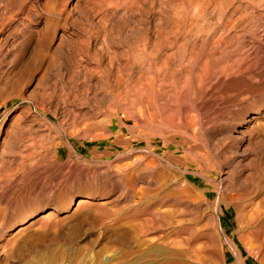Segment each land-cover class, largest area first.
I'll list each match as a JSON object with an SVG mask.
<instances>
[{
    "label": "bare ground",
    "instance_id": "6f19581e",
    "mask_svg": "<svg viewBox=\"0 0 264 264\" xmlns=\"http://www.w3.org/2000/svg\"><path fill=\"white\" fill-rule=\"evenodd\" d=\"M188 2V8H183V16L174 18V73L167 72L165 62L156 67L154 57L148 61L151 52L143 48L131 64H123L113 75L115 88H111L109 72L105 71L102 76L107 81L104 82L107 93L93 94L95 99L104 101L128 99L133 105L137 101L123 112L126 119L134 122V126L150 124L174 131L172 187L166 193H157L156 187L171 180L170 172L166 170L170 168L164 166L165 170L156 175L151 166L138 163L139 159H136L135 167L115 171L110 177L114 181L112 184L105 174H100V178L93 172L85 174L83 185H73L87 186L86 193L72 194L66 206L54 204L46 207L49 198L60 197V192L64 190L50 184L47 179L49 171L59 169L60 163L50 147L52 141L41 144L45 140L42 132L50 127L44 124L49 123V118L43 113V117L31 113L26 107L13 116L0 136V191L7 188L12 192L14 189L7 207L0 206V215L9 211L10 227L5 229L0 223V243L8 251H11L15 237L27 225H48L55 220L58 212L76 210L77 214L81 207L97 203L95 201L100 198L97 192L104 198L111 191L109 188L123 185L125 180L130 200L139 194L140 203H129L131 212L127 225L111 230L110 237L117 244L128 246L123 253L126 264H139V260L160 255L166 249L168 239H172L174 252L170 251L165 258L174 261V264H247L236 238L249 252L257 255L260 264H264V186L257 188L255 193H248L255 183L249 174L244 176L243 172L250 163L264 162V133L260 132L259 123L264 119V91L259 92L264 76V0ZM45 4L65 13L75 6L76 0H45ZM155 20L153 34L155 39H159L164 34L157 22L161 21L160 14ZM61 25L59 31L56 23L46 21L44 31L37 39L32 63L37 61L39 53H48L56 39L58 46L50 56V63L58 62L61 45L73 29L67 21ZM31 37L32 34L23 41L14 62L0 72V81L11 82L17 88L19 80L25 77L22 74L26 70H17V66L27 51ZM159 40L154 41L152 54ZM81 48L84 50V46ZM167 77L174 79L173 85H164ZM132 84L136 87L133 95L128 93ZM20 89H16L17 97H21ZM82 91L86 92L87 87H83ZM45 98L52 99L54 96L50 94ZM42 99L45 100L44 97ZM84 99L89 97L84 94ZM138 104L140 107H137ZM224 119L229 122L221 123ZM89 121L84 119L82 125ZM123 125L121 118L119 127ZM230 125L232 131L226 129ZM262 126L264 129V124ZM222 133L231 139L227 142L216 139ZM206 138L211 141L210 149L217 163L223 169L226 165L223 180L192 168V164L199 161L192 152ZM178 149L183 152L181 155H178ZM152 153L157 155L155 150ZM237 162L244 168L239 174L234 172ZM141 174H146L145 179L141 178ZM37 182L43 187L33 193L31 187ZM15 188L19 190L15 191ZM237 188H242L245 194L231 192ZM70 192L72 188L66 195L69 196ZM1 199L3 195L0 193V205ZM30 200L39 202L41 206L30 210L16 222L15 211L25 208ZM156 204L174 205L172 219H165V210L154 209ZM96 205L95 209L105 208L101 203ZM230 206L238 215V228L234 236L228 237L220 224V213L224 212V207Z\"/></svg>",
    "mask_w": 264,
    "mask_h": 264
},
{
    "label": "rangeland",
    "instance_id": "374dc122",
    "mask_svg": "<svg viewBox=\"0 0 264 264\" xmlns=\"http://www.w3.org/2000/svg\"><path fill=\"white\" fill-rule=\"evenodd\" d=\"M188 1L76 0L74 7L60 13L49 8L45 0H0V72L14 62L19 47L32 34L27 51L17 66V70H26L22 74L25 77L15 85L17 88L11 82L0 81V136L8 128L13 116L26 107L30 108L31 113L39 114L40 117H43V113L49 118V123L44 124L50 127L42 132L45 140L41 144L46 141L50 144L52 141L50 147L60 163V168H52L47 179L50 184L58 185L64 190L60 192V197L49 198L46 207L54 204L66 206L72 194L86 193L87 186L73 185H83L85 174L93 172L97 178L101 177L100 174H105L112 184L114 181L110 177L114 176L115 171L119 168L127 171L135 167L136 159H139L138 163L151 166L156 175L165 170L164 166L169 167L166 170H169L171 180L166 184L161 183L155 189L157 193H166L172 187L170 183L174 176V131L150 124L134 126V122L126 119L123 113L133 105L132 101H104L95 99L93 94L99 96L107 91L104 84L107 81L102 76L105 71L109 72L108 80L111 83L119 67L123 64L126 66V63L131 64L143 48L151 52L148 61L154 57L156 67L165 62L167 72L174 73V18L183 16L182 11L184 7L188 8ZM158 14L161 21L157 22L164 32L160 40L155 39L153 34L155 17ZM46 21L56 23L59 31L61 24L67 21L73 29L61 45L57 63H50V56L58 46L57 39L48 53H39L37 61L32 63L37 39L44 31ZM155 40L159 41L155 53L152 54ZM133 76L136 77L135 68ZM173 80L167 77L164 85H173ZM262 81L260 93L264 91V76ZM113 85L114 82L111 88L116 87ZM130 86L132 89L128 93L133 95L136 87L133 84ZM83 87H87L86 92L82 91ZM16 89L21 90V97L16 96ZM50 94L54 98H45ZM84 94L89 99L85 100ZM121 118L124 121L122 128L119 127ZM84 119L90 121L82 125ZM227 122L229 121L225 119L221 121ZM78 123L80 126L76 127L75 124ZM259 123L262 129L260 132L264 133V119ZM226 129L232 131L231 125ZM117 134L120 136L117 137ZM216 139L227 142L231 138L222 133ZM210 148L211 141L206 138L192 152L196 159L199 158V161L196 160L197 164H192V168L204 175L210 173L216 179L223 180L226 177V165L224 169L220 167ZM182 153L178 149V155ZM237 166L235 173L244 170L238 162ZM243 172L244 176L249 174L256 187L249 188L248 193H255L264 186V162L250 163L249 168ZM145 176L146 174H141V178L145 179ZM198 178L201 180L200 176ZM127 186L125 180L123 185L112 186L104 198L97 192L100 198L95 202L101 203L105 207L103 209H95L97 203H92L91 206L81 207L77 214L76 210L58 212L54 216L57 222L53 217L48 225H27L15 237L11 251L0 243V264H126L123 253L128 250V246L112 240L110 231L127 225V217L131 212L130 202L140 203L139 194L130 200V193L125 189ZM39 187L42 188L43 185L37 182L31 190L36 193ZM69 188H72V192L67 196ZM17 189L19 190L15 188V191ZM231 192L245 194L242 188ZM0 193L3 195L0 206L6 208L8 200L14 195V189L10 192L9 189L2 188ZM39 205V202L30 200V204L24 205L25 208L17 209L18 213L15 211L14 220L17 222ZM159 205L156 204L154 209L165 210V219H172L174 205ZM223 211L220 213V224L228 237L234 236L238 228V215L231 206L224 207ZM7 215V210L0 215V223L5 229L10 227ZM171 241L172 239L167 240V247L160 255L139 260V264H174V261L165 258L170 251L174 252ZM236 244L247 264H260L257 255L249 252L237 238Z\"/></svg>",
    "mask_w": 264,
    "mask_h": 264
}]
</instances>
